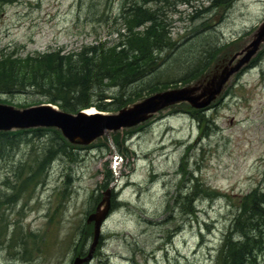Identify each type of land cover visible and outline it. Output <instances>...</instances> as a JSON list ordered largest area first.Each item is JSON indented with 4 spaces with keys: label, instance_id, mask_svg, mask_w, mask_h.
I'll use <instances>...</instances> for the list:
<instances>
[{
    "label": "rangeland",
    "instance_id": "1",
    "mask_svg": "<svg viewBox=\"0 0 264 264\" xmlns=\"http://www.w3.org/2000/svg\"><path fill=\"white\" fill-rule=\"evenodd\" d=\"M135 1L156 9L175 45L160 54L151 74L173 80L159 90L190 80L202 85L219 74L264 20V0H234L225 9L210 0H0V54L117 43L125 28L122 7ZM141 81L127 88L103 84L92 101L114 113L123 107L114 97L138 92ZM37 97L0 94V103L22 108ZM193 109L203 113L205 125H198ZM46 128L0 148V264H72L78 253L84 256L93 237L86 217L115 178V205L92 260L81 264H214L239 198L264 192V39L208 106L173 103L110 132L121 156L117 176L106 136L70 143ZM191 189L199 194L187 204L195 211L184 213L180 201ZM211 191L212 197L204 194ZM254 264H264V248Z\"/></svg>",
    "mask_w": 264,
    "mask_h": 264
},
{
    "label": "trees",
    "instance_id": "2",
    "mask_svg": "<svg viewBox=\"0 0 264 264\" xmlns=\"http://www.w3.org/2000/svg\"><path fill=\"white\" fill-rule=\"evenodd\" d=\"M151 1L154 0H144ZM233 1L210 0L212 6L224 9ZM122 8L120 17L125 28L118 31L117 43L108 45L99 41L82 44L71 51L57 48L23 56L0 54V94H36V103L50 102L59 109L75 113L89 106L106 110L92 101L94 94H100L103 84L127 88V85L142 80L140 85L135 86L138 92H131L125 97L122 95L123 90L114 97L118 105L124 106L136 100L137 98H132L135 95H142L144 92L150 94L170 81L173 82L172 79H166L163 73L151 75L162 60L160 54L175 46L160 24L156 9L143 6L137 1L128 2ZM193 110L198 125H205L206 117L203 113ZM42 129L47 128L0 131V148L5 147L6 151L11 149L28 133H32L34 137L41 136ZM61 150L65 151L64 148ZM211 193L212 195L204 192L208 197L216 194L215 191ZM198 196L195 189L184 194L185 201H180L184 213L195 211L187 204ZM170 200L177 199L174 196ZM114 205L112 199V207ZM263 248L264 192L260 189L251 190L239 198L236 211L220 237L214 264H254Z\"/></svg>",
    "mask_w": 264,
    "mask_h": 264
},
{
    "label": "water",
    "instance_id": "3",
    "mask_svg": "<svg viewBox=\"0 0 264 264\" xmlns=\"http://www.w3.org/2000/svg\"><path fill=\"white\" fill-rule=\"evenodd\" d=\"M263 39L264 20L257 27L250 41L228 61L227 65L223 66L219 74L216 73L203 78V86L197 82L156 91L114 113L95 112L88 114L81 110L73 114L57 110L49 103L23 109L0 104V130L35 126L56 127L69 142L81 144H88L97 137L105 135L115 153V145L110 137V131L135 126L173 103L185 101L193 107L207 106L220 93L228 78L248 63L257 52ZM201 86V90L198 91ZM110 207L111 188L109 187L103 192V196L94 211L89 213L86 218L88 223L93 222V237L89 249L86 255L75 256L72 264H81L91 259L100 236L101 225L106 219Z\"/></svg>",
    "mask_w": 264,
    "mask_h": 264
},
{
    "label": "bare ground",
    "instance_id": "4",
    "mask_svg": "<svg viewBox=\"0 0 264 264\" xmlns=\"http://www.w3.org/2000/svg\"><path fill=\"white\" fill-rule=\"evenodd\" d=\"M85 112L87 113H91L93 112L92 108H88V109H85ZM103 224V223H102ZM101 228H102V225H101ZM101 234V233H100ZM215 252H218V247L214 249Z\"/></svg>",
    "mask_w": 264,
    "mask_h": 264
}]
</instances>
